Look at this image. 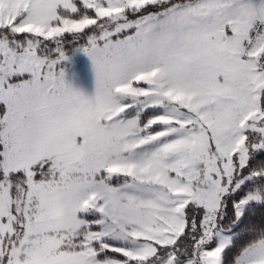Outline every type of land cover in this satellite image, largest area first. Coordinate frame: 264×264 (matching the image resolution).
I'll list each match as a JSON object with an SVG mask.
<instances>
[{
	"label": "snow or ice",
	"instance_id": "1",
	"mask_svg": "<svg viewBox=\"0 0 264 264\" xmlns=\"http://www.w3.org/2000/svg\"><path fill=\"white\" fill-rule=\"evenodd\" d=\"M0 264H264V0H0Z\"/></svg>",
	"mask_w": 264,
	"mask_h": 264
}]
</instances>
